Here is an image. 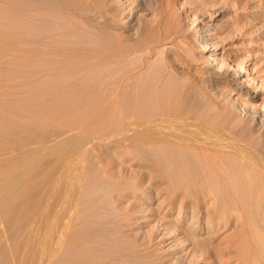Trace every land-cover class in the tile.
<instances>
[{
	"label": "rangeland",
	"instance_id": "1",
	"mask_svg": "<svg viewBox=\"0 0 264 264\" xmlns=\"http://www.w3.org/2000/svg\"><path fill=\"white\" fill-rule=\"evenodd\" d=\"M256 3L253 9L247 8L241 0H0V143L15 141L18 144L24 138L32 137L53 138L68 128L64 126L61 130V122L65 123L67 119L60 120L70 108L66 109V113L61 108L66 107V104L67 107L68 104L71 107H76V104L79 106L81 100V111L71 108L74 111L72 114L69 111L66 118L81 119L79 127L83 123V127H80L84 129L82 131L88 128L89 134L96 132L93 135L99 140L92 141L93 144H90L93 147L89 144L84 151L82 166L85 179L82 177L84 180L80 182V197L75 206L77 210L74 209L72 213L64 242L66 247L51 264H75L86 257H92L90 260L95 264H117L112 263L115 259L121 264H179L182 260V263L188 264L191 245L185 241L186 237L197 238L202 242L209 238L205 248L211 251L212 246L221 247L233 236L234 222L212 234V227L208 230L204 227L207 218L205 210L210 200L209 196H201L204 190L194 193L197 187L196 184L194 187V181L199 178L211 180L213 172L210 169L213 170L201 158L202 151L200 153L184 145L177 148L178 145L170 144L174 145L175 142H167L169 144L165 147V141L162 146H159L160 143L148 145L152 143L148 141L144 145L141 144L143 141L135 144L133 130L137 132L140 128L129 130L126 125H132L133 113V123L137 122L138 116L141 122L148 116L147 121L152 119L156 123L163 120L168 125L173 117L175 122L172 120L169 123L175 132L170 130L173 135H177L176 129L184 121L187 122L184 124L197 126L198 122L213 120L215 124L221 119L223 125L231 126L232 129L234 126V129L243 126L245 130L258 127L259 120L247 112L249 108L255 111L264 108V0H256ZM15 45L21 49H15ZM33 45L35 49H40L36 56L32 54L34 49L33 52L29 51ZM20 50L21 53H17ZM76 84L80 88H76ZM115 84L119 92L117 98L107 93L109 88L116 89ZM242 84L245 89L256 92L253 99H248L236 90V86ZM52 87L57 100L64 94L63 99L67 100L56 101L55 93L51 91L46 104L48 99L44 93L49 94ZM65 90L71 96L64 93ZM41 92H44V96L39 101L37 98ZM69 99H72L71 103L77 101L71 104ZM115 99L117 103L120 102V108L128 110V113L125 124L121 116L124 117L126 111L118 110L114 101L118 117L115 118L118 121L115 125L112 118L115 125L112 127L113 132L112 128L109 130L111 118L108 119L110 125L105 121L106 115H110L109 105L111 108V102ZM156 99L160 107H157ZM143 102H152L150 109L153 108L152 113L155 115L159 114L155 113L156 107L162 109L160 113H165L156 117L153 114L159 118L153 121L151 111L147 116L144 115L150 109ZM53 103L59 106L57 109L55 107L57 111L54 105L50 110ZM87 104L91 105L89 114L90 106L88 108ZM242 104L245 106L242 107ZM106 107L107 111L103 110ZM129 108L135 109L136 114L132 109L130 112ZM53 109L55 113L51 112ZM83 110L87 113H83ZM185 110L193 116V122L190 120L193 124L188 123L190 117H184L183 121L179 119L182 113L186 114ZM167 111L170 112L168 117ZM173 111L182 113H177L174 118ZM77 112H80L79 115ZM96 112L103 113L101 119ZM82 114H85V119ZM96 114L99 118L97 121L94 118ZM111 115H114L112 111ZM41 116L46 117L45 122ZM89 116L94 124H91ZM199 116L202 120H198ZM36 118H40L42 124L37 125ZM85 120H88L87 124ZM102 120L107 123L105 128L109 127L106 131L111 132L112 139H109L110 133L105 135L97 127V124H101L102 128ZM69 121L71 125V119L66 124L69 125ZM78 121H73L72 126L77 124L78 127ZM176 121L179 124L177 127L173 124ZM161 123L160 127H163ZM70 125L68 130L72 128ZM164 129L158 131L163 134L164 130V134H170L167 131L169 127ZM113 133L117 141L122 138L120 142L113 140ZM121 134L129 135L130 138H123ZM258 138L259 133L252 140ZM124 140L130 146L124 144ZM178 160L188 162L184 165L185 169L181 164L178 166ZM217 162L216 167L220 171L226 165L233 169L241 168L239 179L243 181L245 178L243 168H247L239 167L235 159L230 161L220 154ZM178 167L188 170L186 172L190 176L181 175L177 178ZM192 210H199L196 217H193ZM253 218L252 221L251 217L247 218L245 222L255 223ZM189 222L191 225L187 228L190 231L184 235L181 230ZM250 225L251 229L255 227ZM16 226L15 230L19 229ZM20 226L15 232V247L19 244L18 236L23 230V225ZM254 229L247 234L248 243L243 247L247 253L255 252L257 264H264V233ZM167 230L174 232L175 238H170L173 235L171 233L162 243L160 240L165 237L164 232ZM8 237V232L1 234L0 241L6 240L3 244L6 245L2 246V249L5 248L1 251L4 254L0 255V264L7 263V253L14 243ZM150 240V247L146 246V241ZM207 256L201 255L193 264H222L228 258L227 255ZM21 259L24 262L26 258Z\"/></svg>",
	"mask_w": 264,
	"mask_h": 264
},
{
	"label": "bare ground",
	"instance_id": "2",
	"mask_svg": "<svg viewBox=\"0 0 264 264\" xmlns=\"http://www.w3.org/2000/svg\"><path fill=\"white\" fill-rule=\"evenodd\" d=\"M241 1H243L244 5L247 8H253L254 9L257 6L256 0H241ZM258 5H259V3H258ZM15 16H16V11H15ZM16 36H18V35H16ZM16 45L19 46V44H16ZM17 46L15 49L18 48ZM19 48H18V50H19ZM22 48H23V46H22ZM22 50L24 51V48ZM32 50L34 51V53H32L33 55L36 56L37 51L39 54L40 49L39 50H38V48L35 49L34 45L31 48V50H29V51L33 52ZM45 50H46V47H45ZM23 51H22V53H23ZM17 53H21V50H20V52H17ZM236 73H237V71H236ZM97 76H96V78H97ZM101 80H103V78H101ZM97 81H99V80H97ZM121 81H123V80H121ZM76 85H78V84H76ZM97 87H98V85H97ZM99 87H101V86H99ZM114 87H116V84ZM55 88H57V87H55ZM76 88H80V86L78 85V86H76ZM236 88H237L236 89L237 91L244 94L245 97H248V99H253L255 97L256 92L250 91L249 89H245V86L243 84L238 86V87L236 86ZM53 89H54V87L49 89L50 90L49 94L47 92L46 93H44V92L39 93V95H38L39 98H37V99H39V101H40L41 100L40 98L43 97L44 94H45L44 97H47L46 99H48V95H51V91L54 92ZM109 89H110L109 90L110 92L107 90L108 91L107 93L112 94L110 96H112V97L114 96V98H117V96L119 94V92L117 91L118 88L116 87V89H114V90L111 88H109ZM57 90H59V89H56V91ZM61 90H60V92H61ZM79 90H82V89H79ZM104 90H105V88H104ZM65 92L68 93L66 90L64 91V93ZM54 93L56 96V92H54ZM57 93H59V92H57ZM40 94H43V95H40ZM46 94H47V96H46ZM60 95H61V93H60ZM64 95H63V97H64ZM68 95H69V93H68ZM68 95L66 94V96H68ZM220 95H222V94H220ZM69 96H71V93ZM63 97H60V98L58 97V100H57V96H56L55 100L56 101H62V102L67 100V98L64 100ZM112 97L110 99H112ZM51 98L53 99V95L51 96ZM145 98H144V101H146ZM150 98H153V97H150ZM43 99H42V102H44ZM71 100H70V103H71ZM119 100H120V98H119ZM184 100H185V98H184ZM263 100H264V98H263ZM76 101L72 102L71 104H75ZM84 101L86 102V100H84ZM114 101H115L116 105L118 106V110L122 109V108H120V105H119L120 102L117 103L116 99L113 100V102H111L112 105L113 104L115 105ZM157 101L158 100L156 99L155 103H157V107H160ZM48 102H49V99L47 100V103L46 102L45 103L48 104ZM93 102L95 103V101H93ZM81 103H83V100H81L80 104ZM99 103H100V101H99ZM150 103H152V102H150ZM150 103L148 104V102H147L148 105L144 103L145 107L147 105L148 106L147 108L150 109V107H152V105H150ZM80 104H79V106H80ZM124 104H126V103H124ZM53 105H54V103L50 106V110L52 109ZM55 105H54V109L56 107ZM64 105H61V107ZM68 105H69V107H67V104H66V107H64V108L60 107V108L62 110L65 109V111H64L65 113H66V109L70 108L69 111H71V114L75 110L74 108H77V110L81 111V106L79 107V106H77V104H76V107L74 105H72V107L70 104H68ZM112 105H111V108L109 105L110 110L108 109V115L109 114L111 115V111L114 113V115H111L112 117L110 115L109 116L106 115L107 121H105V122H107L108 124L110 122L112 123V118H113L114 119L113 122H115V125H116V122L118 121V119L116 120V118H115V117H117V115L115 114V112L117 113V111L115 110L116 105H115V107H113ZM82 106H83V104H82ZM87 106H88V108L90 106V108H89V110L87 108L88 113L83 110V113H85V114L86 113L89 114V111L91 110V105L87 104ZM107 106H108V104H107ZM123 106H125V105H123ZM244 106L245 105L242 104V107H244ZM40 107H41V105H40ZM58 107L59 106H57L56 109ZM157 107L155 109V113H157V114L159 113L158 115H155L154 112L152 113L153 108H151L148 111L145 109L147 113H144V115L147 116L149 114L148 112L151 111L150 117L153 118V121H156V119H159V118H155L156 116H159V115L161 116V114L163 116V113H165V111H163V113H160V112H162L161 111L162 109L158 108L159 109L158 110ZM180 107H182V106L180 105ZM46 108H47V106H46ZM71 108L74 110H72ZM107 108L108 107H106L103 110L107 111ZM174 108H176V107H174ZM54 109L51 112L55 113ZM82 109H84V107ZM130 109H132V108H129V111L131 112ZM180 109L182 110V108H180ZM85 110H86V106H85ZM103 110H101L100 112H103ZM122 110L124 111L125 109H122ZM132 110L134 111L135 109H132ZM136 110H137V108H136ZM69 111L67 110V114L69 113ZM94 111H96V110H94ZM109 111H110V113H109ZM139 111L140 110L138 109V113H140ZM176 111H180V110L177 109ZM176 111H175V113L173 111L174 118H175V115L177 113H179ZM186 111L188 112V110H185L186 114H184V115H182L183 110H182V112L179 113V114L182 113L181 114L182 117H179V119H181V121H183V119H185L187 117L189 119V117H190L189 121L187 120L189 123L190 120L193 119L192 118L193 116L190 115V113L188 115ZM64 112H62L63 115L65 114ZM120 112H122V111H119L118 113H120ZM247 112H248V114L253 115L256 119L259 120L258 127L245 130L243 126H241L238 129H234L235 128V126H234V128L232 129V128H230L231 126L229 127L228 125H223L221 122V119H219L220 122L216 119L217 123H215V124L213 123V120H211L209 122H206V121L198 122L197 126L195 123H194L195 125L184 124V123H187L186 121L179 123L180 120H178L179 124H182V123L183 124L181 125V127L179 126V128H177V129L175 128L177 130V135H175V134L173 135V133H175V132H173L171 129L172 127L169 126L170 125L169 123H171L173 120V117L171 115H170L172 117L171 120H169L171 117H169V119L167 118L170 121L168 123V125L166 123H163L164 121L161 120L159 122L156 121V123L157 122L159 123L157 126V124L155 122H154L155 124L152 122V119H148V121H147L148 116L146 118L144 117L145 120L143 118V121L141 122L140 119H138L139 114H137L138 117H136L137 122L134 121V123H133L132 121L135 120L134 119L135 117H133V115H132L133 113H132L131 114L132 125H130V127H128L129 125L125 120V116L127 115L128 110L126 111V114L124 115V117L122 114H119V115H122L121 116V118H123L122 122L125 120V122H123V123H125V124L127 123L126 126L129 130L130 129L138 130L140 128L137 132L133 130L134 134H133L132 138H134L136 140L133 143L136 142L135 144H137V142L143 141L142 143L140 142L141 144H143L144 142L148 141V142H152L150 144H148V142H147L148 145L154 144L156 146L157 144H155V143H160L159 146H162L163 142L165 141L166 143L163 144L164 147H165V145L169 144L167 142H175L174 145H173V143H170V144L172 146L178 145L177 148H179L182 145H184V147L189 146V148L191 147L190 149L193 148V150H195V151L199 150L200 153L202 151V154H200L201 158H203V160L207 163L208 166L212 167L213 171H211V169H210V172H213L211 180H207V178L206 179L205 178H199V180L197 179V181H196V179H195V181H194V187H195V184L197 185V187L194 190V193L196 194V192L204 190L203 192H205V193H204V195H201V196H205L204 198H207L209 196L208 200H210L209 206H208V208H206L207 211L205 210V215L207 218H206V223L204 224V227L206 230H208L209 228L212 227L213 230L212 231L209 230L210 234H212V232H217L220 228H224L227 225L232 224L234 222L235 226L234 225L233 226H234L235 230H234L233 236L228 238V240L221 247L212 246L210 248L211 251H209L207 248H205L208 246V244L206 242H208L209 238L204 239V241L202 242L197 238L192 239V237H191L189 239L188 237H186L185 241H188L189 245H191V254H190V260H189L188 264H193L195 261H198V258L201 255H206V254L208 255L207 256L208 258H210L212 256L223 257V255H227L228 258H226V260H223L222 264H257L256 263L257 258L255 259V255H256L255 252L253 254V251L250 250L251 253L250 252L247 253L246 248L243 246H244V244L248 243L247 242L248 238L246 236L252 229L256 228L260 232L264 233V108H262V110H260V111H255V110L249 108V111H247ZM60 113L61 112H59L58 114H60ZM78 113H80V112H77V114ZM96 113H98V112H96ZM105 113L106 112H104V114ZM67 114L64 115V118L61 117V114H60L61 120L59 118V115L57 118H58V120H60V122L63 119H65V120L67 119V122L69 119H71V125H70V121H69V125L72 127L71 130H68L70 127H69V125L66 124L67 122L64 123V121H62L61 122V126H62L61 130H63L64 126L66 128L68 126V128L66 129V131L64 129V132L62 131V133H59L58 135L54 136L53 138L48 137V139H45V137H43L44 139H42V137L41 138L40 137L39 138L34 137L35 138L34 139L32 137V139H30V138L25 139L24 138L18 144H15V141H13L10 144L0 143V239H1V234L3 232H8V236H9L8 240L14 241L12 249H10L9 253L6 252L8 254L7 259H5V260H7L6 264H19L21 262L20 259L23 257L26 259H23L24 262L22 261L21 264L22 263L23 264H51L52 261L57 256V254L60 253V251L64 247L65 237H67V232H68V228L70 226L69 224L71 221V217H73L72 213H73L74 209L77 210V208L75 206H76L78 197H80V196H78V192H79V188H80L79 186H81L80 182L84 178L83 175H85V174H83L84 168L82 166V163L84 162V157H83L84 155L83 154H85L84 151H85V149H87V145H89L90 143L93 144V142L96 139V137L94 136L96 134L95 131H94L95 133H93L94 135L89 134L88 128L85 129V132L82 131L84 129L83 128L81 129L80 127L81 126L83 127V123L82 124L80 123L81 126L79 127V121L81 119L79 121L75 120L76 118L71 117V114H70L71 118H66L68 116ZM85 114H84V116L82 114L84 119H85ZM98 114H100V113H98ZM123 114H124V112H123ZM134 114H136L135 111H134ZM153 114L155 115V117L153 116ZM169 114H170V112H168L166 117H168ZM75 115H76V113H75ZM50 116H52V114ZM56 116H57V112H56ZM91 116H93V115H91ZM91 116H89L90 122L92 120ZM96 116H97V114L94 116V118ZM101 116H103V113L100 114V116H99L100 119H101ZM164 116H165V114H164ZM131 117L129 115V118H131ZM44 118H46V117L44 116ZM44 118H43V116H41V120L43 122H45ZM103 118H105V115ZM109 118H111L110 122L108 120ZM121 118L119 116V121L121 120ZM154 118H155V120H154ZM164 118L165 117H163L162 119H164ZM36 119H38V118H36ZM98 119L99 118L96 117V121ZM126 119L128 121V118H126ZM41 120H40V118L38 119L39 123L37 121V125L42 124V123H40ZM149 120H151V121H149ZM198 120H202L201 117ZM203 120H205V119L203 118ZM46 121H47V119H46ZM73 121H74V123H76V121H78L77 123H78L79 129H78V127H76L77 124L74 125L75 127L72 126ZM87 121L86 120L84 121L85 124H87L86 123ZM51 122H54V121L52 120ZM60 122L57 124H60ZM101 122L103 123L104 121L102 120ZM105 122L103 123L104 127L102 126V128H101L100 127L101 124L99 126L97 124V127L99 128L100 131H102L101 133H103L105 135L106 134L108 135L110 133L109 135H111L110 131L113 130V132H114V129L112 127L113 126L115 127V125H114V123H112V126L109 124L110 128L108 126H107V128H105L107 125V123L105 124ZM122 122H118V124L123 125ZM173 122H175V121L173 120ZM191 122H193V120ZM62 123H64L65 125L64 124L62 125ZM92 123H93V120H92L91 124ZM160 123L164 124V126L160 127L161 126ZM178 123L176 121V123H173V124L174 125L176 124V127H177V125H179ZM33 124L36 125L34 122H33ZM33 124L31 126H33ZM57 124H56V126H58ZM118 124H117L116 128L118 127ZM191 124H193V123H191ZM61 126L59 125V127H61ZM85 127H87V126H85ZM155 127H158V129L156 128L157 130H155L154 129ZM164 127L165 128L169 127V129L167 131L170 134H164V130H165ZM108 128H109V130L111 128L112 129L110 131H108V133H107L106 130H108ZM162 128L164 129L163 134L160 133V131H158L159 129H162ZM72 129L74 131H72ZM87 130H88V132H87ZM103 130L106 133L103 132ZM117 130H118V128H117ZM170 130L173 133H171ZM125 131H126V128H125ZM54 132L55 131L53 130V133ZM90 133H91V131H90ZM116 133H117V131H116ZM257 133H259V138L257 140H252V137ZM118 134H120V133H118ZM99 135H101V134H99ZM114 135L115 136L113 137V140L117 141L116 134H114ZM122 135L123 134H121V136ZM103 136L104 135H102L101 137H103ZM112 136L113 135H111V137L108 136L109 139H112ZM121 136H119V137H121ZM122 137L123 138L124 137L130 138L129 135L128 136L123 135ZM1 138L2 137H0V139ZM106 139L107 138H105L104 140H106ZM119 139H118V141L120 142L122 138L120 140ZM96 142H99V140L97 141V139H96ZM126 143L128 144V142H125V140H124V144H126ZM89 146H92V145L90 144ZM168 146H170V145H168ZM124 148H126V147H124ZM159 148L161 149V147H159ZM151 149H153V148H151ZM220 154H224L225 157H227L230 161H232V158L235 159L237 164H239V167L247 168V170H245L243 168V171L246 173V176L243 179V181H241L239 179V176L242 175V169L241 168L238 169V167H237V168L233 169V168H231L230 165H226L225 167H223L222 171L217 169L218 167H216V166H218L219 162L216 163V159ZM180 159L182 160L181 157H180ZM186 163H188V162H186ZM186 163L178 160V166L181 164L180 166L183 165V168H184V165ZM84 165H85V163H84ZM222 166H224V164ZM221 168L222 167H219V169H221ZM179 169L180 170H177V178L178 177L180 178L181 175H184V177L190 176V173L186 172L188 170H186V171L184 170L185 168L182 169L180 167ZM241 179H242V177H241ZM181 194L185 195V193H183V192ZM184 195L180 199L181 203L183 202ZM177 196H179V195H177ZM78 201L80 202V199ZM198 211H196V212L194 210L191 211V213L193 214V217L194 216L196 217ZM250 217H251L250 221H252V217L257 218V220H254L255 218H253V221H255V223H246L245 222L246 219L247 218L250 219ZM19 224L23 225V227H22L23 230H22V233L18 236L19 237L18 238L19 244L17 242L18 245H17V247H15V240H16L15 232L21 228V226L19 227ZM250 224H253L255 227H253L251 229ZM189 225H191V222H189L186 225V228L183 227L184 229L181 230V232L184 233V235H187V233L190 231L187 228ZM15 226H16V228L18 227L19 229L15 230ZM177 227H179V226H177ZM171 233H172L171 231L170 232L168 230H167V232L165 231L164 232L165 237L162 238L160 241L162 243L165 242V240L168 238L167 236L171 235ZM172 234L173 235H171L170 238H175L174 232ZM177 234H178V232H177ZM257 237H258V235H257ZM20 238H21V240H19ZM5 241L6 240H4V239L2 240V243L0 241V255L4 254V253L1 254V251H3L5 248L4 247L2 249V246L6 245V244L3 245ZM150 243H151V240L146 241L145 244H146V246L148 245L150 247ZM90 244L92 245L93 241ZM10 247H11V245H10ZM65 247H66V245H65ZM65 247H64V249H65ZM255 249H257V248H255ZM7 250H9V249H7ZM91 258L90 257L83 258L82 260L75 262V264H95L92 260H90ZM201 259H202V257H201ZM74 260H75V258H74ZM114 262H116L117 264H121L117 259L112 261V263H114ZM182 262H183V260L180 261L179 264H184ZM0 263H2V262L0 261Z\"/></svg>",
	"mask_w": 264,
	"mask_h": 264
}]
</instances>
